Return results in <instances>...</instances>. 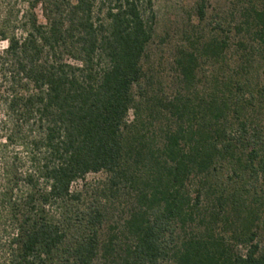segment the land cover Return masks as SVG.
I'll use <instances>...</instances> for the list:
<instances>
[{"label": "trees", "instance_id": "trees-1", "mask_svg": "<svg viewBox=\"0 0 264 264\" xmlns=\"http://www.w3.org/2000/svg\"><path fill=\"white\" fill-rule=\"evenodd\" d=\"M244 15L256 78L199 87L226 63L213 37L179 52L168 98L143 85L155 0H0V264H264V0Z\"/></svg>", "mask_w": 264, "mask_h": 264}, {"label": "rangeland", "instance_id": "rangeland-1", "mask_svg": "<svg viewBox=\"0 0 264 264\" xmlns=\"http://www.w3.org/2000/svg\"><path fill=\"white\" fill-rule=\"evenodd\" d=\"M261 0H155L156 25L153 40L143 60L146 74L143 85L147 93H161L172 97L183 89L176 60L179 52L192 49L213 37L227 39L226 63L215 65L210 62L202 64L199 74V87L210 88L213 76L223 77L232 70H239L242 65L250 63L249 77L256 78L262 58V48L258 45L244 24L245 13L252 5H258ZM203 5V16L199 14L198 6ZM243 45V46H242ZM1 44L0 47H5ZM248 61V62H246ZM241 73V78L245 75ZM247 75V74H246ZM135 118L130 113L129 121ZM264 124V115H258ZM106 181L104 173L90 174L84 181L78 182L74 188L84 189L88 197L95 196V191ZM108 212L104 235L109 228L114 227L127 217L130 199L123 195L113 201L102 200ZM259 241L264 244V224L261 226ZM97 264H110L99 260Z\"/></svg>", "mask_w": 264, "mask_h": 264}]
</instances>
